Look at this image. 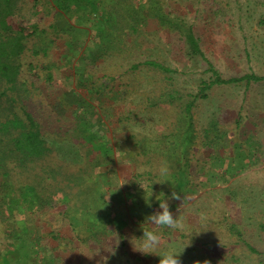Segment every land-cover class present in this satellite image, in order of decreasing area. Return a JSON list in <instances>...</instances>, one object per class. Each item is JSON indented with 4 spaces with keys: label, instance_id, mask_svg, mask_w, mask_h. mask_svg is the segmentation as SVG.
Segmentation results:
<instances>
[{
    "label": "rangeland",
    "instance_id": "374dc122",
    "mask_svg": "<svg viewBox=\"0 0 264 264\" xmlns=\"http://www.w3.org/2000/svg\"><path fill=\"white\" fill-rule=\"evenodd\" d=\"M35 1L27 0L22 14L31 17ZM98 1V12H83L67 32L69 37L52 42L55 32L50 30L41 33V43L37 37L30 40V46L49 45L38 56L30 51V60L38 57L51 63L55 76L48 81L43 67L37 68L47 102L37 106L48 111L47 106L52 105L61 114L67 113L77 137L58 145L46 168L42 162L34 163L7 177L16 181V186L5 183L0 190L12 215L7 222L20 220L8 226L0 221V248L7 246V229L12 227L21 235L16 247L21 251L3 253L0 264H44L45 248L49 247L66 264H123L111 261L120 256L123 241L135 257L139 251L134 245L139 246L136 239L143 236V227L152 228L147 217L162 209L144 204L148 197L152 201L159 194L145 191L146 199L132 207L131 213L128 203L136 198L127 188L130 181L131 186L135 181L145 187L155 182L156 190L160 187V194L166 195L170 211L180 218L179 229H158L164 233V246L156 250L158 254L170 248L184 250L179 256L181 264H264V79L250 85L246 81L216 84L207 90L208 97L201 98L202 81L211 78L209 66L188 53L179 33L162 28L156 18L149 17L146 26L127 42L117 37L123 35L117 28V8L126 18H135L131 8L138 0ZM166 1L167 12L193 25L204 52L224 77L247 72L264 75V0ZM50 14L41 28L55 20L53 12ZM148 59L172 70L146 65ZM137 63L140 65L133 67ZM190 101L193 108L188 111ZM79 132L88 136L81 140ZM184 153L190 163L177 171L187 191L180 189L183 195L176 200L169 179L177 169L174 163ZM161 162L170 169L166 178L155 168ZM35 178L44 183L43 193L55 194L59 187L49 204L43 198L35 199ZM72 178H78V183L83 178V187L87 180L99 183L105 208L116 214V223L104 224L101 213L81 208L80 198H69L72 190L79 189ZM223 210L230 223L240 224L241 235L229 234L228 222L221 220ZM89 215L98 222L94 230L88 224ZM45 230L54 235L47 239ZM20 242L24 243L21 248ZM150 255L144 256L147 262L159 264L161 257Z\"/></svg>",
    "mask_w": 264,
    "mask_h": 264
},
{
    "label": "trees",
    "instance_id": "16d2710c",
    "mask_svg": "<svg viewBox=\"0 0 264 264\" xmlns=\"http://www.w3.org/2000/svg\"><path fill=\"white\" fill-rule=\"evenodd\" d=\"M27 5V0H0V175L4 176L0 179V190L3 189L5 183L12 187L16 186V181L12 182V180L10 181L7 178L10 175L12 176L13 171L18 170L19 168H28L32 164L40 162H42L46 168V165H48L46 162L47 159L54 158L53 153L58 145L65 140L70 139L71 136L77 137L72 133L71 128L74 125L69 124L71 121L67 116V113L61 114L55 110L52 105L47 106L49 108L48 111H45L37 106L42 103L47 105L46 97L44 96L45 92L42 87V76L37 71V68L43 67L42 70L47 73L46 79L48 81L55 79V76L53 74V69H51V63L45 64V61L38 57L37 60L36 58L30 60L33 55L38 56L46 53L49 49V45L40 44L41 46L39 47L38 44H36L30 46V40L37 37L40 42L39 38L41 39V33H49L50 30L55 32L51 40L52 42H54L57 38L69 37V33L67 32L73 28L75 19L83 16L85 12H92L95 14L100 8L98 0H36L30 8L32 10L30 15L31 17H27L22 14V10L26 8ZM166 5V0H138V2L136 1L135 5L131 8V12L135 15V18H126L125 12H123L122 9L117 8V28L122 29L123 34L117 37H121L128 42V39L132 37V34L139 32L141 28L146 26L147 18L149 17L156 18L160 22L162 28L179 33V35L184 38L188 53L207 61L209 66L207 70L211 72V78L210 80L202 81L201 88L198 93L201 98L208 97L209 93L207 90L216 84L246 81V84L250 85L252 81L264 79L263 74H258L256 72H247L241 76H232L230 78L224 77L221 74V71L204 52L200 43V38L196 35L193 25L189 24L180 15L177 16L173 15L169 11L167 12L165 10L166 8H164ZM52 12L55 20L48 28H41V22L46 16L51 15L50 13ZM42 41L44 42V38H42ZM114 43L116 42H113V44ZM106 44L108 48L109 45L108 43ZM118 44H120L119 41H117V45ZM30 51L33 55L30 54ZM144 63L146 65L156 66L164 72H170L172 70L171 67L156 59H148L144 61ZM139 65L140 64L137 63L134 64L133 67H138ZM118 77L119 76L117 75V78ZM105 78L108 77L105 76ZM198 94H196V97ZM187 107L188 111L192 110L193 101H190ZM78 122L80 123V119H78L77 124ZM66 127L67 129L64 130ZM79 134H82V136L79 137L81 140L84 136H88V133L84 135V133L79 132ZM50 137H52V141H50ZM188 140L191 141V138L189 137ZM190 160L191 159L188 155L184 153L182 154V158L179 157L178 161L174 163L177 169H175L176 172H173L174 177H171L169 181L173 183V187H175L174 192H177L178 194L180 189L187 191V184L180 182L178 171H180L181 168H184L186 164L190 163ZM161 165L162 162L161 164L155 166V168H160ZM142 172L143 171H141V174H143ZM93 173L94 170H91L90 175ZM78 178H72V180H70L71 182L76 181V188L79 189L72 190L71 193H69V198L74 200L76 198H80L81 203H79V205L81 208L87 211L95 210L96 212L101 213L104 224H111L112 222L116 223V214L111 213V210L107 207L105 208V199H103V194H101L98 190L99 183L93 181L89 184V181L87 180V185L83 187L85 180L80 178L78 183ZM41 181L42 180H38L37 182V178L33 180L34 186L33 184L32 186L36 188L35 190L38 193L35 196V199L38 198L42 200L43 198L46 203L49 204V202L53 199V196L60 189L59 187L55 188V194L50 191L43 193L44 189L40 188L44 186V183H41ZM130 184L131 181L127 184V188L132 193L135 192V194H131L135 195L136 198L132 203H128L131 213H133L131 210L132 207L134 208L135 206H139L138 204L141 200L143 201L146 199V196L143 194L145 190L147 192L154 191V195H156L155 192H159L156 199L152 200V204L147 203V201L152 202L149 201V197V200L144 201V204L148 207H159L160 201L165 200L164 197L166 195L160 194V187L156 190L155 182L148 184L146 187L142 184L145 189L139 182L134 181L133 186ZM140 192L142 193L140 194ZM193 196H195V192L193 193ZM216 198L217 197H214L213 200L215 201ZM177 204L178 201H176L175 205ZM6 207L7 206H5L3 199L0 196V221L5 222L6 226L10 224L14 225L19 222L20 219H9L7 222L8 217L11 218L12 215L7 211ZM18 207H20V205H18ZM68 215H70V212H68ZM117 215H119V212H117ZM87 220L90 227H92L91 229L94 230V228L97 227L96 224H98V222L96 223L94 221V217L90 215ZM221 220L228 222L226 224H228L227 230L229 231V234H242L240 224L235 222L230 223L229 216L224 213V210ZM102 221L99 218V222ZM90 227L86 228L90 229ZM0 228L3 230L2 224H0ZM15 230L16 229H13L12 227H8L7 246L5 248H0V255L3 253L17 255L21 251L20 249L19 251L16 249L18 245L17 240L20 239L21 235L16 234ZM4 231H6L5 228ZM164 232L166 233V231ZM171 232V230L168 231V233ZM40 233L43 235L42 232ZM46 233L48 236L47 239L50 238L51 235H54L50 230L46 231ZM41 235L37 236V240H40ZM83 241H86V239H83ZM22 244L24 243H19V248L22 247ZM247 244L253 252L258 253L257 247L251 245L249 242H247ZM122 246L123 249L119 250L120 256H113L111 261L117 259V262H121L123 264H150L145 259V255L140 252L134 257L128 249L127 242L123 241ZM45 249L47 250L44 252L46 256L44 264H66L62 262V256L58 255L54 251V247ZM146 256L149 258L151 257L150 254ZM151 264L154 263L151 262Z\"/></svg>",
    "mask_w": 264,
    "mask_h": 264
},
{
    "label": "clouds",
    "instance_id": "9594fccd",
    "mask_svg": "<svg viewBox=\"0 0 264 264\" xmlns=\"http://www.w3.org/2000/svg\"><path fill=\"white\" fill-rule=\"evenodd\" d=\"M169 174V166L166 163L162 164L159 168V175L166 178ZM166 181L167 179H165V182ZM141 186L144 188L142 184ZM172 198L180 200L181 196L180 194L173 192ZM159 208L162 209V211H157L147 217L146 222L150 224L152 228L149 229L147 227H143V236L139 239L135 238L139 241V246L133 244L134 250L139 251L145 255L153 253L159 255L161 257L159 264H181L179 256L184 250L182 252H176L175 250H172L170 248L162 255L158 254L156 251L157 249L164 246V236L161 232L158 231V229H179L181 227L180 218L176 217L173 212L170 211L167 200L160 201ZM197 264H199V262H197ZM204 264H208V262L205 261Z\"/></svg>",
    "mask_w": 264,
    "mask_h": 264
}]
</instances>
